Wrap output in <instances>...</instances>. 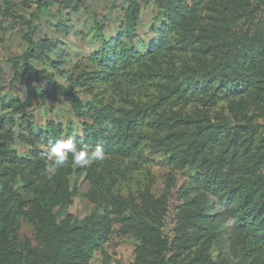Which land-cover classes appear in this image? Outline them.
<instances>
[{"label": "rangeland", "instance_id": "1", "mask_svg": "<svg viewBox=\"0 0 264 264\" xmlns=\"http://www.w3.org/2000/svg\"><path fill=\"white\" fill-rule=\"evenodd\" d=\"M43 1L48 5L40 7V0H0V121L13 119L0 129V138L11 137L9 145L22 158H31L33 151L47 154L49 147L37 141L40 133L48 143L72 139L77 145L90 142L92 149L96 148L95 144L103 143L104 138L99 137L97 142L98 136L89 132L88 137L85 131L87 125L98 126L99 121L78 117L75 102L130 110L134 104L145 105L157 95L158 78L144 90L137 91L133 82L126 81L130 79L127 76L97 77L101 67L89 60L105 42L115 40L127 30L126 14L130 6L136 4L139 12L129 46L142 56L147 55L155 43L166 45L167 39L174 37L175 34L170 33L162 39L154 27L168 18L167 13L175 6L184 9L191 36L199 35L203 29L211 42L220 43L227 38L221 46L224 51L241 37L237 49L255 43V35L264 34V2L258 0ZM125 41L128 43L127 39ZM28 51L26 64L23 55ZM187 54L191 58L194 52ZM185 56L176 49L168 50L160 67L162 70L178 67ZM17 58L20 60L15 63ZM35 71L45 75L37 76ZM137 71L135 66L134 72ZM89 77H96L95 81L90 82ZM39 90H43L45 97ZM32 92L37 94L30 96ZM16 103L20 104L16 106ZM180 112L196 121L211 118L224 123L228 129L249 122L255 127L263 126L259 132L264 133V118L252 107L234 110L233 105L221 102L208 108L194 102ZM142 129L139 152L132 159H119L105 153L102 163L87 168H73L69 163L58 169L64 174L63 183L68 186L69 198L55 206L57 220L70 217L74 223L108 215L111 229L89 264H160L156 254L150 255L152 243L143 244L134 233L123 234L122 224L115 220L114 204L139 203L152 214L154 210L161 212L162 235L170 243L167 264H207L201 243L195 244L193 240L201 232L194 226L198 221L193 219L203 202V197L192 186V178L198 170L177 166L169 160L166 136L171 129L154 128L150 124L138 131ZM118 134L114 128L105 140L115 139ZM169 139L176 140L175 137ZM46 163L47 169L50 168L52 162L46 160ZM58 170L48 173L55 174ZM24 185L17 180L14 188L26 201L33 200L34 194ZM221 217L225 219L223 239L221 244L214 243L210 247V264H251L241 256V245L248 237L244 225L237 224L229 212ZM19 235L21 239L33 240L34 226L29 220L23 221Z\"/></svg>", "mask_w": 264, "mask_h": 264}, {"label": "trees", "instance_id": "2", "mask_svg": "<svg viewBox=\"0 0 264 264\" xmlns=\"http://www.w3.org/2000/svg\"><path fill=\"white\" fill-rule=\"evenodd\" d=\"M47 5L40 0V7ZM138 12L136 4L130 6L126 14L127 30L115 40L105 42L89 60L101 67L97 77L127 76L130 79L126 81L133 82L137 91L144 90L158 78L157 95L145 105L134 104L130 110L75 102L77 115L99 121L98 126H86L88 137L91 132L98 136L97 142L99 137L104 138L96 147H102L106 154L119 159L138 155V141L144 133L143 129L138 130L144 125L171 129L168 136L176 140L166 136L169 160L177 166L198 170L192 178V186L203 197V202L193 219L198 221L194 226L201 232L193 240L195 244L201 243V253L207 257L205 262L210 264V247L222 243L225 219L221 216L229 212L247 232L241 256L251 264H264V133L259 132L263 126L255 127L247 122L228 129L224 123L211 118L196 121L180 112L194 102L208 108L228 102L234 110L252 107L264 118V34L255 35V43L237 49L241 37L224 51L221 46L227 38L220 43L211 42L203 29L199 35L191 36L184 9L175 6L167 13L168 18L154 27L162 39L170 33H174V37L167 39L166 45L155 43L148 54L142 56L129 46ZM174 49L185 53L182 65L162 70L160 64L164 55ZM189 51L194 52L191 58ZM29 53L23 55L26 64ZM19 60L14 59L15 63ZM135 66L137 72H134ZM35 74L45 75L40 71ZM94 78L88 79L94 82ZM60 89L66 94L63 87ZM39 91L45 97L43 90ZM36 94L32 92L30 96ZM10 121L13 119L1 120L0 129ZM114 128L119 132L117 138L105 140ZM7 137V140L0 138V264H89L111 229L108 215L74 223L67 217L58 222L54 208L69 198L68 186L63 183L64 174L60 170L48 173L47 156L43 151H33L31 158L20 157L9 145L12 138ZM37 141L49 147L41 133ZM87 145L90 146V142ZM17 180L23 181L26 190L34 194L33 200L26 201L18 193L14 188ZM92 199L95 200L94 196ZM112 208L117 215L115 220L122 224V233H134L143 244L152 243L150 255L156 254L160 264H167L170 243L162 235L161 212L154 210L152 214L144 205L127 201L118 202ZM24 220L34 226L33 240L20 238Z\"/></svg>", "mask_w": 264, "mask_h": 264}, {"label": "clouds", "instance_id": "3", "mask_svg": "<svg viewBox=\"0 0 264 264\" xmlns=\"http://www.w3.org/2000/svg\"><path fill=\"white\" fill-rule=\"evenodd\" d=\"M46 156L47 160L52 162L51 167L47 169L49 172L64 168L69 163L73 168H87L102 163L106 158L102 147L92 149L87 144L77 145L72 139L49 142Z\"/></svg>", "mask_w": 264, "mask_h": 264}]
</instances>
